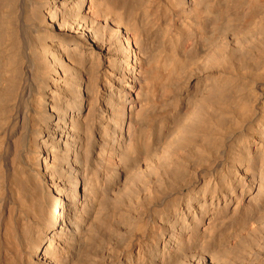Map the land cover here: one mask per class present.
I'll use <instances>...</instances> for the list:
<instances>
[{
    "label": "bare ground",
    "instance_id": "1",
    "mask_svg": "<svg viewBox=\"0 0 264 264\" xmlns=\"http://www.w3.org/2000/svg\"><path fill=\"white\" fill-rule=\"evenodd\" d=\"M0 264H264V0H0Z\"/></svg>",
    "mask_w": 264,
    "mask_h": 264
}]
</instances>
